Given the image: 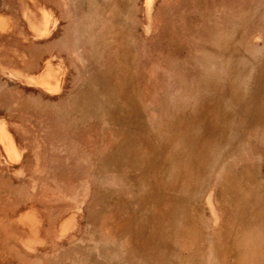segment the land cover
<instances>
[{
  "label": "rangeland",
  "instance_id": "1",
  "mask_svg": "<svg viewBox=\"0 0 264 264\" xmlns=\"http://www.w3.org/2000/svg\"><path fill=\"white\" fill-rule=\"evenodd\" d=\"M0 264H264V0H0Z\"/></svg>",
  "mask_w": 264,
  "mask_h": 264
}]
</instances>
